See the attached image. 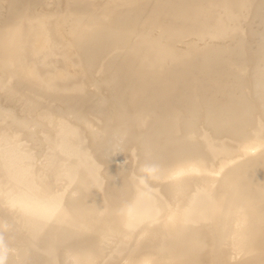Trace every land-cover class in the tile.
<instances>
[{
	"label": "bare ground",
	"instance_id": "1",
	"mask_svg": "<svg viewBox=\"0 0 264 264\" xmlns=\"http://www.w3.org/2000/svg\"><path fill=\"white\" fill-rule=\"evenodd\" d=\"M0 264H264V0H0Z\"/></svg>",
	"mask_w": 264,
	"mask_h": 264
}]
</instances>
